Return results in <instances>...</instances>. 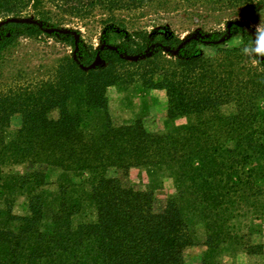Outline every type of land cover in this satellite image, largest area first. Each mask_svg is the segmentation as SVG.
<instances>
[{"label":"trees","instance_id":"obj_1","mask_svg":"<svg viewBox=\"0 0 264 264\" xmlns=\"http://www.w3.org/2000/svg\"><path fill=\"white\" fill-rule=\"evenodd\" d=\"M176 1L187 0H0V56L21 36L45 35L73 49L32 91L0 94V189L27 192L30 207L18 231L0 228V264H187L188 211L207 218L213 252L230 237L235 200L264 193V57L252 60L222 46L236 28L182 39L166 26L130 29L110 17L95 47L61 18ZM240 33L243 42L254 37L245 28ZM98 53L103 64L89 68ZM137 81L166 91L169 118L196 120L163 132L149 131L141 119L116 126L108 88ZM226 104H234L233 114H222ZM15 113L22 124L6 141ZM6 162L58 170V189L44 188L48 171L32 166L24 175L5 174ZM133 166L168 169L176 196L158 207L153 191L107 174L109 168L127 174ZM87 207L96 219L75 225Z\"/></svg>","mask_w":264,"mask_h":264},{"label":"rangeland","instance_id":"obj_2","mask_svg":"<svg viewBox=\"0 0 264 264\" xmlns=\"http://www.w3.org/2000/svg\"><path fill=\"white\" fill-rule=\"evenodd\" d=\"M50 8L57 12L54 7ZM110 17L125 23L130 29L152 32L166 26L182 39L196 34L226 36L227 28L231 26L238 31L222 46L234 47V40L240 39L243 42L240 32L244 27L240 23H246L254 30L260 22L264 24V0H256L253 4L187 0L164 6L154 2L129 10L109 11L97 8L92 15L85 18L69 15L61 18H64L66 27L79 30L87 44L98 47L103 30L102 22ZM202 49L208 55L215 53L214 46L202 45ZM72 53L70 46L52 37H19L0 56V94H9L11 91H17L19 87H30L28 90L32 91L37 83L53 77L61 60ZM108 96L110 114L116 126L133 124L137 119H141L149 131L163 132L173 126L196 120L194 115L169 118L166 91L148 88L139 81L111 86L108 88ZM220 111L223 115H230L235 112V106L226 104ZM51 115L57 118L58 110H53ZM21 124V113H15L11 117L10 126L4 131L6 141L9 140L8 136L15 134ZM32 166L48 171V183L44 187L46 190L58 189L59 171L46 165L6 162L3 170L5 174L24 175ZM107 174L122 176L126 184L136 189L153 191L158 200V207H161L166 199L177 194L175 178L168 169L133 166L127 174L116 168H109ZM75 180L80 181L78 178ZM259 184L264 188V179ZM29 214L27 192L0 189V228L18 231L21 225L19 218ZM187 216L189 230L193 236V243L184 251L187 264H264V193L258 197L235 200L232 215L226 225L230 237L213 252H210L206 245L207 218L202 217L196 210L188 211ZM95 219V210L87 207L74 217L73 223L78 225Z\"/></svg>","mask_w":264,"mask_h":264},{"label":"clouds","instance_id":"obj_3","mask_svg":"<svg viewBox=\"0 0 264 264\" xmlns=\"http://www.w3.org/2000/svg\"><path fill=\"white\" fill-rule=\"evenodd\" d=\"M233 46L239 49L241 55L260 61V58L264 57V24L260 22L256 26L254 37H251L249 41L242 42L236 39L233 41Z\"/></svg>","mask_w":264,"mask_h":264},{"label":"water","instance_id":"obj_4","mask_svg":"<svg viewBox=\"0 0 264 264\" xmlns=\"http://www.w3.org/2000/svg\"><path fill=\"white\" fill-rule=\"evenodd\" d=\"M237 23V22H236ZM241 26H243L249 33L253 34L255 33V30L251 28L246 23H240ZM48 31H51L50 29H47ZM187 39V38H186ZM225 38L220 39L218 42H222ZM103 64V59L100 56V53L97 54L95 61L89 66V68H95L97 66H100Z\"/></svg>","mask_w":264,"mask_h":264}]
</instances>
